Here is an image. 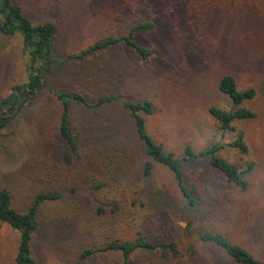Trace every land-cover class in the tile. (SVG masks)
<instances>
[{
	"label": "rangeland",
	"instance_id": "374dc122",
	"mask_svg": "<svg viewBox=\"0 0 264 264\" xmlns=\"http://www.w3.org/2000/svg\"><path fill=\"white\" fill-rule=\"evenodd\" d=\"M12 1L32 23L57 28L58 64L48 65L45 85L80 94L89 104H74L69 113L70 128L79 135L70 165L58 134L61 107L46 90L0 135V190H8L12 208L23 213L39 193L60 195L39 207L32 241L36 264H236L194 235L187 238L199 230L264 262V0ZM143 23L152 27L136 30L133 39L150 50L146 62L123 45L68 59ZM28 63L20 38L0 33V101L27 82ZM224 75L234 78L239 91L253 88L255 97L233 106L218 90ZM104 96L149 101L153 113L144 118L146 131L175 157L187 145L199 153L219 144L218 156L239 170L253 163L247 189L201 160L183 167L185 186L201 203L190 208L168 169L155 164L143 176L148 158L133 120L117 102L94 107ZM238 107L255 117L234 120L232 131L222 133L209 109ZM238 135L246 153L228 146ZM110 144L124 149V162L114 170ZM97 204L106 214H96ZM139 237L155 248L135 251L127 262L115 251L80 259L87 249ZM18 243L19 233L0 223V264H15Z\"/></svg>",
	"mask_w": 264,
	"mask_h": 264
},
{
	"label": "trees",
	"instance_id": "16d2710c",
	"mask_svg": "<svg viewBox=\"0 0 264 264\" xmlns=\"http://www.w3.org/2000/svg\"><path fill=\"white\" fill-rule=\"evenodd\" d=\"M151 27V24H137L128 34L101 39L88 46L79 54L70 56L68 59L84 60L106 49L123 45L146 62L152 54L148 48L142 47L134 41L133 34L136 30H147ZM0 33L6 36L19 37L23 53L29 56L27 82L21 86H13L10 94L0 101V135L18 117L22 109L27 107L42 91L46 90L57 100L61 107L58 134L66 149L63 157L64 163L70 165L79 146V135L75 134L70 128L69 113L74 104L87 108H89V104L80 94L67 93L57 87H47L45 85V74L49 72L48 65H51L53 62L58 64L53 55L57 28L49 22L32 23L12 0H0ZM218 90L230 100L233 106H240L245 101L252 100L256 95L253 88L239 91L231 75H224L220 79ZM112 102L119 103L133 120L136 138L141 143L144 154L148 158L142 165L143 176L149 177L155 164L168 169L177 184L185 204L190 208L198 207L201 203L198 197L194 195L193 190H188L185 186L183 167L186 165H191L201 160L206 161L228 183L234 185L239 190L247 189L245 176L254 169L253 163H247L242 170H239L218 156V152L222 148L219 144H213L199 153H195L187 145L183 150V154L180 157H175L173 153L165 152L162 146L156 144L146 131L144 118L153 113V107L149 101L143 100L133 103L119 96H104L97 100L94 107H102ZM209 113L217 120L219 130L222 133L232 131L231 123L234 120H249L255 117L254 113L250 110L239 107L229 111L211 108L209 109ZM111 143L115 144L114 142ZM113 144L109 145L108 151L113 156V158L112 156L110 158L111 166L114 170L116 166H121L122 162H124V149L122 146ZM228 146L236 148L242 153L247 152L241 135H238L237 139ZM90 162L95 168H99L97 162H94V160ZM59 198V194L39 193L34 197L30 207L25 212L19 213L12 208L8 190H0V223L8 225L9 228L19 233L15 264H36L31 253L30 244L37 231L36 217L39 207L45 202L56 201ZM96 214L98 216L106 214V210H104L102 205L97 204ZM193 235L198 243L217 248L236 264H264V262L255 259L245 249L230 243L226 238L218 234L199 230L195 234L189 232L187 238H191ZM154 248L155 246L147 242L145 238L139 237L133 242H113L105 247L87 249L80 255V259L83 260L99 252L115 251L119 252L124 261L127 262L135 251L143 249L152 250ZM189 250L195 253L193 246H190Z\"/></svg>",
	"mask_w": 264,
	"mask_h": 264
},
{
	"label": "crops",
	"instance_id": "0c3cea01",
	"mask_svg": "<svg viewBox=\"0 0 264 264\" xmlns=\"http://www.w3.org/2000/svg\"><path fill=\"white\" fill-rule=\"evenodd\" d=\"M32 241H33V239H32ZM32 241H31V244H30L31 253H32ZM32 256H33V253H32Z\"/></svg>",
	"mask_w": 264,
	"mask_h": 264
}]
</instances>
